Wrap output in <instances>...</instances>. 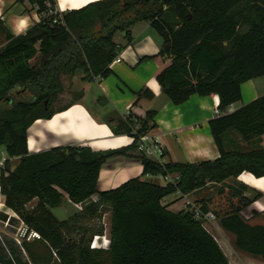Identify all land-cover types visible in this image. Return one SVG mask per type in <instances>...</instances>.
Masks as SVG:
<instances>
[{"label": "trees", "instance_id": "1", "mask_svg": "<svg viewBox=\"0 0 264 264\" xmlns=\"http://www.w3.org/2000/svg\"><path fill=\"white\" fill-rule=\"evenodd\" d=\"M28 1L41 17L26 33L12 34L0 19V147L8 156L0 169V192L5 205L40 233L37 240L49 251L33 259L45 264H229L204 224L189 211L169 209L164 199L243 171L264 176V95L226 112L241 100L243 82L264 76V0H97L66 11H59L57 0ZM166 11L175 13L180 24H165ZM142 20L163 38L151 58H170L156 78L172 103L181 104L193 94L219 96L225 114L209 125L220 156L159 163L138 153V134L156 126L154 109L141 118L114 110L105 118L115 135L134 137L126 147L94 151L60 145L30 152L31 124L62 110L53 107L64 89L62 75L82 74V81L108 76L121 50L116 32L122 31L130 42L132 26ZM138 95L153 97L149 89ZM136 122L140 127L134 133ZM232 131L249 148L225 147V134ZM131 151L137 153L143 175L175 173L179 181L161 184L136 176L99 190L102 165ZM14 157L19 161L11 169ZM65 202L82 208L60 220L52 209ZM250 203L251 198L238 191L222 188L200 205L235 235L237 248L264 257V226L251 225L241 215ZM104 205L111 210L109 242L91 247L94 236L104 232L103 227L91 228Z\"/></svg>", "mask_w": 264, "mask_h": 264}, {"label": "crops", "instance_id": "2", "mask_svg": "<svg viewBox=\"0 0 264 264\" xmlns=\"http://www.w3.org/2000/svg\"><path fill=\"white\" fill-rule=\"evenodd\" d=\"M57 1L59 11L72 9L69 4L62 9V0ZM40 17L37 6L32 5L28 0H0V19L14 35L26 33L40 20ZM137 24H140V27L136 28L135 36L131 35L128 45L122 47L119 43L123 53L117 56L120 58L119 61L112 62V72L106 77L83 82L91 93L89 100L100 107L97 110L91 108L86 102L88 97L86 87H82L83 95L65 105L67 108L63 109L64 105L59 106L57 109L62 110L51 118H39L31 124L28 129L30 152L44 151L60 145H84L94 151L126 147L133 142V137L127 134L115 135L105 122V115L114 110L125 116L141 118L148 110L154 109L157 111L154 118L156 126L150 130V133L158 138L165 151L164 162L173 160L194 163L214 160L220 156L209 125L211 119L225 114L219 109V96L193 94L181 104L172 103L162 92L156 78L157 73L170 63V58H151L160 50L163 38L149 21H138L132 28ZM139 56L140 59L150 57L155 64L148 63L146 70L138 68L133 70L123 62L124 58L128 57L132 63H135L134 57ZM262 78L264 76L243 82L241 100L230 106L226 112H233L264 95ZM143 89L152 91L153 97L150 99L139 96L138 92ZM215 109H219L220 113L216 114ZM224 142L227 148L234 145L249 147V144L233 131L225 134ZM6 158L8 156L2 159ZM18 161V157L10 158L11 169ZM136 176L143 180L152 176L150 180L165 184L159 180L160 175H143L142 163L137 158V153L131 151L128 155L112 157L102 165L97 187L99 190H107ZM222 188L236 190L251 198V203L242 210L241 215L251 225L264 226V176H255L248 171H243L237 177H229L222 182L209 183L187 194L177 192L175 193L177 201L169 204V209L181 210L187 200L201 204ZM216 219L217 221L203 224L219 243L229 264H264V257L237 248L234 243L235 235L222 228L219 218ZM25 225L17 213L5 205V196L0 192V264H35L34 255L35 257L36 254L49 255L48 249L40 240L20 236V229ZM213 231L218 235L215 236ZM54 256L51 258L52 263L57 260Z\"/></svg>", "mask_w": 264, "mask_h": 264}, {"label": "rangeland", "instance_id": "3", "mask_svg": "<svg viewBox=\"0 0 264 264\" xmlns=\"http://www.w3.org/2000/svg\"><path fill=\"white\" fill-rule=\"evenodd\" d=\"M140 24H137L135 27H133L131 30V35L135 36V32H136V28L140 27ZM142 25V24H141ZM139 29V28H138ZM115 39L116 42L120 43L122 45V47H125L128 45L129 40L124 36V33L122 31H117L115 34ZM123 53V48L119 51V54ZM133 57V56H132ZM141 56L139 57H134V59H136L135 63H132V61L126 57L124 58V63L128 64L130 68H132L133 70L135 69H145V67H147L148 63H151V65H154V61L150 58V57H145L144 59H140ZM151 61V62H149ZM146 70V69H145ZM62 81H63V91L60 92L58 94V97L56 98V100L53 102V107L54 108H58L59 106H65L67 105L69 102L76 100L80 94H81V88L82 87H86V91L88 93V97L86 102L91 106L92 109L97 110L100 106L97 103H92L89 99L91 96V93L89 91V89L87 88V85L85 83H83L84 81L81 80V77L79 74H77L74 77H71L69 75H62ZM262 81H264V78H262ZM105 118H109V114L105 115ZM246 148H249L248 146ZM7 157L6 152L4 150L3 147H0V162L3 163L4 160L2 158ZM4 166L3 164H0V169H2V167ZM152 176H149L147 178H144L146 181L150 180ZM161 182L163 181L162 176L159 177ZM148 179V180H147ZM176 197V194H171L165 197L164 199V203L165 204H171L173 201H177V197L176 199L172 200L173 198ZM170 200H172L170 202ZM35 201L32 202V204H34ZM66 203V202H65ZM63 204L61 206L55 207L53 208V212L54 214H56V216L59 219H63L66 218L68 216V214H70V212L74 211V206L73 203H66ZM110 214H111V210L110 207H108L107 205H104L100 208V211L97 215V217L95 219L92 220V230H96L99 227H103V235L102 237L99 239V243H101V245H106L108 244V239H109V228H110ZM217 221V219H215ZM213 233L215 234V236H217L218 234L215 233L213 231ZM53 255V254H52ZM55 257V256H54Z\"/></svg>", "mask_w": 264, "mask_h": 264}, {"label": "built area", "instance_id": "4", "mask_svg": "<svg viewBox=\"0 0 264 264\" xmlns=\"http://www.w3.org/2000/svg\"><path fill=\"white\" fill-rule=\"evenodd\" d=\"M114 60L119 61L120 58L117 57ZM215 113L219 114L220 110L215 109ZM140 127V123H136L133 128V132L136 133ZM133 137V136H131ZM134 140V137H133ZM261 143L262 146L264 147V134L261 137ZM137 151L144 157L157 161L159 163H164V156H165V151L163 147L161 146L159 140L157 137L153 136L150 131L148 132H143L138 134L137 138ZM0 164H3L0 162ZM163 178V181L165 183H177L179 181V175L172 173V174H167V175H160ZM96 198V196L94 197ZM73 203V202H72ZM74 210H80L82 208L81 204L73 203ZM182 209L185 211H189L193 214V216L200 220L202 223L213 221L216 219L215 214L212 211H207L204 212L201 208V205L187 200ZM20 236L26 237L27 239H40L41 235L39 232H37L34 229L29 228L27 225H25L23 228L20 229L19 232ZM100 236L96 235L94 236L92 242H91V247H97L100 246L101 243H99ZM109 242V239H108ZM106 246V245H105Z\"/></svg>", "mask_w": 264, "mask_h": 264}, {"label": "bare ground", "instance_id": "5", "mask_svg": "<svg viewBox=\"0 0 264 264\" xmlns=\"http://www.w3.org/2000/svg\"><path fill=\"white\" fill-rule=\"evenodd\" d=\"M93 1H97V0H62L61 8L64 9L66 4H69L72 9H76V8L82 7L88 3H91Z\"/></svg>", "mask_w": 264, "mask_h": 264}, {"label": "water", "instance_id": "6", "mask_svg": "<svg viewBox=\"0 0 264 264\" xmlns=\"http://www.w3.org/2000/svg\"><path fill=\"white\" fill-rule=\"evenodd\" d=\"M162 20L167 25H172V24L179 25L180 24V20L178 19V17L175 15V13L171 11H166ZM46 104H47V101H46Z\"/></svg>", "mask_w": 264, "mask_h": 264}]
</instances>
